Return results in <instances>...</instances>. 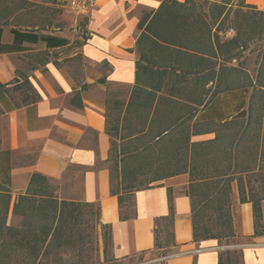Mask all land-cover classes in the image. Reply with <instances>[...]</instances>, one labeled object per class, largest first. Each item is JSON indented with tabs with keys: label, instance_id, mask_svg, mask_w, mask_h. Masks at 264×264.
<instances>
[{
	"label": "trees",
	"instance_id": "16d2710c",
	"mask_svg": "<svg viewBox=\"0 0 264 264\" xmlns=\"http://www.w3.org/2000/svg\"><path fill=\"white\" fill-rule=\"evenodd\" d=\"M28 1L0 0V38L8 29L12 48L40 40L46 48L65 45L67 39L44 33L47 24L12 23ZM137 28L131 92L125 101L106 99V162L119 219L135 217L137 190L187 173L194 242L213 239L222 246L264 236V11L244 0H162L141 13ZM5 49L0 39V51ZM29 57L38 64L49 61L46 50ZM228 96L234 104L220 108L218 101ZM40 99L26 73L0 82V112L1 104L12 109ZM71 103L82 108L78 93ZM212 133V138L192 139ZM8 171L0 174V264L91 263L97 228L104 256L116 259L111 225L99 221V206L61 198L53 180L37 172L12 204ZM233 186L238 200L252 205L250 237L234 230ZM168 204V215L155 218L153 248L138 254L174 253L169 189ZM10 212L15 224L9 223ZM217 259V264H244L241 247L221 248Z\"/></svg>",
	"mask_w": 264,
	"mask_h": 264
},
{
	"label": "crops",
	"instance_id": "0c3cea01",
	"mask_svg": "<svg viewBox=\"0 0 264 264\" xmlns=\"http://www.w3.org/2000/svg\"><path fill=\"white\" fill-rule=\"evenodd\" d=\"M57 1L67 4L71 0ZM161 1L96 0L94 6L78 13L84 17L85 39L73 36L66 28L44 31L68 40L65 45L52 48H46L42 40L17 43V47L24 48H12V33L8 29L2 33L1 44L8 49L0 51V82L11 83L18 71L26 73L41 99L12 109L1 104L4 111L0 112V174L9 170L12 204L25 191L30 175L37 172L53 180L61 198L99 206V221L111 225L112 255L116 259L153 248L155 218L169 213V189L176 245L165 264H217L221 249L217 241H193L187 173L137 190L133 197L136 215L129 220L119 219L117 196L110 192L106 99L114 96L127 100L135 81L137 23L143 11L156 9ZM244 2L264 11V0ZM44 50L48 51L47 63L31 61L30 54ZM77 54L81 55L80 60L73 59ZM75 93L79 94L82 108L71 103ZM231 202L234 230L241 237L252 236V205L238 200L235 186ZM241 248L244 264H264V236L245 242Z\"/></svg>",
	"mask_w": 264,
	"mask_h": 264
},
{
	"label": "rangeland",
	"instance_id": "374dc122",
	"mask_svg": "<svg viewBox=\"0 0 264 264\" xmlns=\"http://www.w3.org/2000/svg\"><path fill=\"white\" fill-rule=\"evenodd\" d=\"M29 3L25 5V10L13 19V24L20 25H33L41 23L42 25H48L44 28L45 32H55L57 30L67 29L75 37H81L82 34V23L84 17L79 15L81 11L72 8L68 2L64 6H59L58 4L49 3L46 0H29ZM234 99L231 96L225 97L219 100L220 108L227 109L231 108L234 104ZM231 106V107H230ZM10 224H15L16 221L13 218H9ZM99 229L93 230V244H92V261L88 264H162V260L170 256L171 254L166 249L163 252L159 251H149L145 254H135L131 257L117 258L113 259L111 255L106 257L103 254L101 238L99 235ZM249 240L238 239L237 244L222 245L221 248H236L241 247L245 242Z\"/></svg>",
	"mask_w": 264,
	"mask_h": 264
},
{
	"label": "built area",
	"instance_id": "2783aa9c",
	"mask_svg": "<svg viewBox=\"0 0 264 264\" xmlns=\"http://www.w3.org/2000/svg\"><path fill=\"white\" fill-rule=\"evenodd\" d=\"M70 5L72 6V8H75V10L79 11L81 9H85L87 7L90 6H94V4L96 3V0H71ZM230 33L233 32V30H229Z\"/></svg>",
	"mask_w": 264,
	"mask_h": 264
}]
</instances>
